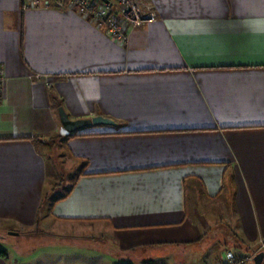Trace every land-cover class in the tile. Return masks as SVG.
Returning <instances> with one entry per match:
<instances>
[{
  "label": "crops",
  "instance_id": "0c3cea01",
  "mask_svg": "<svg viewBox=\"0 0 264 264\" xmlns=\"http://www.w3.org/2000/svg\"><path fill=\"white\" fill-rule=\"evenodd\" d=\"M142 3L158 19L117 41L75 6L0 0V234L101 246L39 264L205 252L206 237L229 235L222 264L264 241V0ZM55 99L71 120L114 125L63 136Z\"/></svg>",
  "mask_w": 264,
  "mask_h": 264
},
{
  "label": "rangeland",
  "instance_id": "374dc122",
  "mask_svg": "<svg viewBox=\"0 0 264 264\" xmlns=\"http://www.w3.org/2000/svg\"><path fill=\"white\" fill-rule=\"evenodd\" d=\"M73 177H74V173H70L69 175H67L65 177V184L67 185L71 184L73 181ZM226 232L228 233V231ZM38 234H37V230L31 231V233L30 232H27V233L19 232V236H9L7 233L6 235H4L5 237H1V234H0V249H6L8 251V253L12 257L10 261H12L13 264H21L20 259H24V257L29 255L33 251L37 252L41 248H44V247L47 248L55 244L61 245L63 243H67L68 246L71 245L69 247H72L71 249L72 252L68 250L65 253H57V252H52L49 249L37 252L35 255L36 258L32 260H35L34 261L35 264H39L44 260L54 261L58 259H68V258L79 259L81 256H83L84 258H88L93 255L91 254L92 252L88 250L91 247L100 246V245H95V244L93 245L91 243H86L83 240H63L61 241V243H59V241L54 238L47 237L41 233H38ZM217 238H214L213 235L206 237L205 246H204L206 253L203 250H202L203 252L200 251L201 246L198 248H195L193 251L184 252V253L181 252L178 248L170 249L169 247L168 248L156 247V248L147 249L145 251L146 254L144 255L143 253H139V254L131 253L132 255L129 256L130 257L129 259H131L130 262H132L133 264H203L204 262H205L204 264H211L213 262L216 263L218 261L217 258H220L219 257L220 252H218L219 248L217 246H219V244H222L225 239L222 236H220V238L218 239ZM225 240L227 241L231 240L235 242L236 239H232V237L228 235V238ZM260 242L257 244V246L253 247L252 249H249V251L259 252ZM15 246H17V248ZM77 248L87 249L86 253H84V251H80V252L75 251V249L77 250ZM232 249L237 251L238 253H241V251H238L234 248ZM77 252L81 253V256L77 255ZM261 252H264V251H261ZM156 256L160 257L161 259L159 258L157 260L152 261L149 258V257L154 258ZM222 264H224V261Z\"/></svg>",
  "mask_w": 264,
  "mask_h": 264
},
{
  "label": "built area",
  "instance_id": "2783aa9c",
  "mask_svg": "<svg viewBox=\"0 0 264 264\" xmlns=\"http://www.w3.org/2000/svg\"><path fill=\"white\" fill-rule=\"evenodd\" d=\"M24 9L28 10L38 6L43 0H22ZM59 6L72 5L86 14L90 15L96 22L106 26L107 34L117 40L126 41L128 28L140 27L144 24L155 22L158 19L156 12L148 5L145 6L142 0H114L99 2L91 0H55ZM50 5V4H49ZM113 6L118 8L117 14ZM6 74L3 65L0 64V100L3 97V86L5 85ZM63 136H70L69 132L61 130ZM253 251V250H251ZM264 251V241L260 242L259 252ZM258 251L238 253L235 250H227L224 253V264H253L254 257Z\"/></svg>",
  "mask_w": 264,
  "mask_h": 264
},
{
  "label": "water",
  "instance_id": "95a60500",
  "mask_svg": "<svg viewBox=\"0 0 264 264\" xmlns=\"http://www.w3.org/2000/svg\"><path fill=\"white\" fill-rule=\"evenodd\" d=\"M105 2H108V0H104ZM59 115L61 119V124L63 126V129L70 134H73L81 129H84L91 124H107V125H114V121L110 119H106L103 117H96L91 120H71L67 112L63 109V107L59 108ZM9 236H18L19 233L17 232H9ZM1 237H5L3 234H1ZM254 264H264V252L258 253L253 260Z\"/></svg>",
  "mask_w": 264,
  "mask_h": 264
},
{
  "label": "trees",
  "instance_id": "16d2710c",
  "mask_svg": "<svg viewBox=\"0 0 264 264\" xmlns=\"http://www.w3.org/2000/svg\"><path fill=\"white\" fill-rule=\"evenodd\" d=\"M55 101H56V104L59 106V107H61L62 106V104H61V102L59 101V100H57V99H55ZM3 235H6V234H3ZM19 236V235H18ZM16 248H17V246H15ZM245 248L243 247V245H239V247H237V250H244ZM247 250V249H246ZM143 253V252H142ZM139 254V253H138ZM144 254H146L145 252H144ZM143 254V255H144ZM142 256V255H141ZM0 259H3V260H6V261H8L9 259H10V256H9V253H8V251L6 250V249H0ZM120 264H133L132 262H123V263H120Z\"/></svg>",
  "mask_w": 264,
  "mask_h": 264
}]
</instances>
